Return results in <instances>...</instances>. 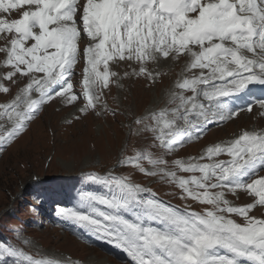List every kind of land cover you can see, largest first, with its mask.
Wrapping results in <instances>:
<instances>
[{"label": "snow or ice", "instance_id": "6c2138e0", "mask_svg": "<svg viewBox=\"0 0 264 264\" xmlns=\"http://www.w3.org/2000/svg\"><path fill=\"white\" fill-rule=\"evenodd\" d=\"M13 11L19 18L9 20ZM0 13V66L8 69L0 73V93L18 86L10 101L0 103V148L57 97L66 105L82 103L76 108L81 115L115 117L104 99L110 84L122 87L128 76L155 82L158 73L149 63L185 61L187 74L170 93L173 106L130 122L136 135L151 134L150 143L117 164L176 187L179 199L200 210L162 201L131 175L90 172L84 180L106 193L82 191L59 216L120 249L126 264H264V216L251 214L264 209V130H244L206 147L199 158L174 159L171 168L166 159L210 125L251 113L254 105L264 117V0H0ZM81 59V79L74 84ZM110 62L131 71L121 76ZM241 192L251 202L236 205ZM9 262L73 259L28 254L0 241V264Z\"/></svg>", "mask_w": 264, "mask_h": 264}, {"label": "rangeland", "instance_id": "374dc122", "mask_svg": "<svg viewBox=\"0 0 264 264\" xmlns=\"http://www.w3.org/2000/svg\"><path fill=\"white\" fill-rule=\"evenodd\" d=\"M2 44L3 41H0V45ZM3 59V54H0V65ZM154 64L149 63L147 67L154 74L158 73L155 82L147 76H128L120 81L122 87L117 88L110 84V89L105 90L104 99L109 109L116 110L115 117L108 112L100 116L91 112L81 115L76 108L82 107V103L71 105L67 110H63L62 100L54 104L46 103L40 109L43 111L34 115L39 116L27 126L25 135L11 144L12 146L4 145L0 148V241L12 244L28 254L41 253L61 258L73 254L76 256L74 258L83 259H73V264L77 261L83 264L89 259L100 258L108 263L106 252L102 254L97 249L87 251L93 244L89 246L90 242L84 238V230L72 221L61 223L63 217L57 214L61 208L67 209L76 205L82 191L106 193L107 190L102 186L91 185L84 180L87 173L113 172L118 175H131L134 182L141 183L142 186H156L152 189L164 193L166 198L173 201L174 196L179 198V189L176 187L158 181L156 177H146L130 168L118 167L117 164L122 156L133 155V149H141L150 143V133L135 134L137 126L130 125L133 117L156 111V106L162 105V101L167 102V98L160 96L163 86L167 85L160 82L165 66L157 64L155 68ZM110 67L121 76L125 71H131L123 63L119 67L110 64ZM7 70L0 66V73ZM80 74L79 71L76 81L81 79ZM4 83L9 86V82ZM19 86L22 87L23 83H19ZM17 91L18 86L12 85L9 93H0L2 102L10 101ZM8 94L10 97L4 99ZM168 104L165 107L173 106ZM77 115L81 116L78 120L75 119ZM244 125V122H233L228 130H220L213 137L228 135ZM173 157L174 153L166 157L169 164L174 160ZM51 159L52 163L48 165ZM50 175H55L57 179L34 181L35 178L40 180ZM178 175L187 177L190 174L178 172ZM38 186L40 188L37 189ZM163 201L177 206L167 199ZM19 206L21 213L16 214L15 209ZM192 207L199 206L193 203ZM17 211L20 212L19 209ZM78 242L81 246H78Z\"/></svg>", "mask_w": 264, "mask_h": 264}, {"label": "bare ground", "instance_id": "6f19581e", "mask_svg": "<svg viewBox=\"0 0 264 264\" xmlns=\"http://www.w3.org/2000/svg\"><path fill=\"white\" fill-rule=\"evenodd\" d=\"M18 14H19V12H10L9 14H7V18L8 19H13V18H16L17 16H18ZM2 15L4 16V14L2 13ZM168 61H171V60H168ZM159 65V64H158ZM173 91H178L177 89H172V90H170V91H168L167 92V95L166 96H164L165 98H170V93L171 92H173ZM169 103V99L167 100V102H166V105ZM169 105V104H168ZM256 109H257V111H259V109H258V107L256 106L255 107ZM243 111H241V112H239V114L238 115H236L235 117H240L242 114ZM241 114V115H240ZM227 121H229V120H227ZM227 121H225V122H227ZM235 136H233L232 138H234ZM232 138H230V139H232ZM230 139H228V140H230ZM227 140V141H228ZM226 142V141H225ZM89 237L91 238V242H92V246L91 247H89L88 248V250L87 251H89V252H92L94 249H97L100 253H104L103 252V249L101 248V246L99 245V243H98V241L96 240V238L94 237V234H90L89 235ZM106 247H108L109 249L110 248H113L114 249V253H111V254H109V262H113V263H116V264H126V262L128 261V258H127V256H126V254L125 253H123L120 249H117V248H115L112 244H110V243H108L107 241H106ZM78 246H81V245H79L78 244ZM96 250V251H97ZM86 251V252H87ZM88 252V253H89ZM35 255V254H34ZM87 255V254H86ZM81 257V256H80ZM101 257V256H100ZM122 258H125V260H122ZM89 259V258H88ZM96 259H97V257H96ZM86 263H88V264H109V263H105V262H103V261H101V259H98V260H95V259H89V260H87L86 261Z\"/></svg>", "mask_w": 264, "mask_h": 264}]
</instances>
